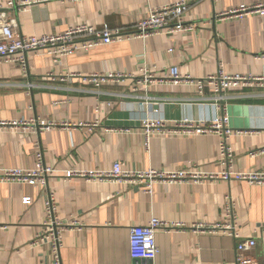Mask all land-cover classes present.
Wrapping results in <instances>:
<instances>
[{"label": "crops", "instance_id": "0c3cea01", "mask_svg": "<svg viewBox=\"0 0 264 264\" xmlns=\"http://www.w3.org/2000/svg\"><path fill=\"white\" fill-rule=\"evenodd\" d=\"M27 0H17L23 3ZM21 10L3 15L26 36L60 34L80 24L136 30L152 8L183 0H29ZM190 3L189 33L162 32L146 39L101 45L56 61L47 52L28 55V70L0 62V123L44 120L57 124L41 134L29 126L0 127V169H33L40 145L45 164L55 169L47 187L0 183V264H56L48 245H35L46 218L45 201L53 195L58 216L80 229L64 234L61 264H234L237 242L200 233L192 226L221 220L225 198L236 204L238 232L256 238L254 255L264 264V184L237 179L155 184L151 194L119 181L66 178L69 171L124 169L224 171L264 174V85L230 88L218 94L207 87L200 95L190 83L164 78L202 79L222 71L229 76H264V17L226 16L241 5L264 0H185ZM173 49V53L169 50ZM143 60H140V59ZM156 76L153 85H138L139 64ZM123 72L135 75L119 86L95 88L67 75ZM225 108L232 135L233 166L221 158L218 134L158 136L148 139L144 122H211ZM147 142H149L147 144ZM32 200L30 205L24 199ZM153 218L180 222L185 229L158 232L159 254L153 261L134 260L130 233Z\"/></svg>", "mask_w": 264, "mask_h": 264}, {"label": "built area", "instance_id": "2783aa9c", "mask_svg": "<svg viewBox=\"0 0 264 264\" xmlns=\"http://www.w3.org/2000/svg\"><path fill=\"white\" fill-rule=\"evenodd\" d=\"M216 1V0H215ZM32 1H25L22 4L17 0H8V9L21 10L27 5H32ZM190 10L188 1H180L169 4L161 8H152L148 15L136 25L133 32H125L120 28H110L104 26L101 29L87 24H80L69 27L60 34H45L41 36L21 35L14 27V20L8 15H3L0 20V62L18 64L24 72L28 70V55L45 51L56 61L64 56H69L80 51L88 52L92 48L101 45H111L132 39H146L162 32L170 34L189 33L193 30V25L186 23V17ZM249 14H257L264 17V4L241 5L238 8L227 12L226 16L243 18ZM174 50H169L173 53ZM140 60H143L142 58ZM140 79L135 75L123 72H108L106 74H81L67 75L68 79L81 78L84 83H88L95 88L103 86H119L127 79L138 78L136 84L147 87L153 85L156 76L147 67L146 62L139 64ZM166 80L174 83H190L194 85L200 95H203L206 88L210 87L218 94H223L230 88L243 86L264 85V76H229L220 71L213 76L202 79H192L190 77H180L178 74L165 75ZM222 114L211 122H195L192 120H181L174 125L168 124L164 120H148L144 122L143 128L146 135L151 138L155 133L158 136H197L205 134H218L221 137L219 144L220 155L227 168L233 166L234 152L228 145V140L232 135L229 126V117L225 108L220 107ZM29 126L35 134H41L47 130L57 127V124L44 120H31L29 122L0 123V127ZM150 140V139H149ZM149 142H147L148 144ZM37 163L33 169H0V183H22L31 186L47 187L48 180L54 175L55 169L45 164L44 154L40 145L37 146ZM86 178L87 180L119 181L132 186L142 187L144 192L151 194L155 184H167L186 182L193 180L203 182L214 181L219 178L224 180L237 179L253 184H264V174H250L240 172L224 171L220 174H202L188 171H163L150 169L146 171H132L124 169L120 163H115L109 171H69L66 178ZM30 198L24 199L25 205H30ZM46 218L36 234L35 245H48L56 264H61V250L63 248L64 234L68 230L80 229V224L76 221L64 222L57 214L58 205L49 194L45 201ZM200 233L221 234L236 240V257L234 264H257L254 251L257 247L256 238H242L238 232L239 219L236 214V204L234 200L227 196L225 198L224 210L219 220L215 224H201L192 226ZM185 229V225L180 222H164L153 218L147 225L134 227L130 233V254L134 260H147L153 262L158 254L159 247L156 242L158 232L172 233ZM264 234V226L259 229Z\"/></svg>", "mask_w": 264, "mask_h": 264}]
</instances>
